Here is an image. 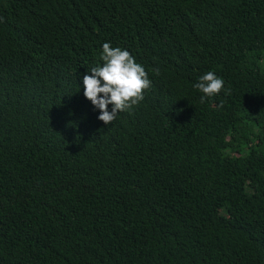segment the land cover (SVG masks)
Segmentation results:
<instances>
[{
	"label": "trees",
	"instance_id": "trees-1",
	"mask_svg": "<svg viewBox=\"0 0 264 264\" xmlns=\"http://www.w3.org/2000/svg\"><path fill=\"white\" fill-rule=\"evenodd\" d=\"M104 43L152 81L111 125ZM0 264H264V0H0Z\"/></svg>",
	"mask_w": 264,
	"mask_h": 264
},
{
	"label": "clouds",
	"instance_id": "clouds-1",
	"mask_svg": "<svg viewBox=\"0 0 264 264\" xmlns=\"http://www.w3.org/2000/svg\"><path fill=\"white\" fill-rule=\"evenodd\" d=\"M100 59L102 65L92 67L90 74L83 76L84 96L99 109L98 119L111 125L120 113H130L145 99L144 93L151 89L152 81L145 67L126 49L104 43ZM153 72L160 75L158 67ZM224 83L223 78L208 71L193 87L203 93L200 103H205L207 98L226 91Z\"/></svg>",
	"mask_w": 264,
	"mask_h": 264
}]
</instances>
